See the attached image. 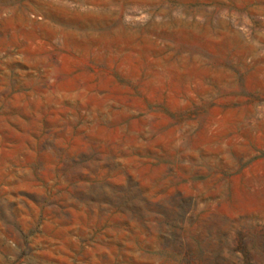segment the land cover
<instances>
[{"label": "rangeland", "instance_id": "374dc122", "mask_svg": "<svg viewBox=\"0 0 264 264\" xmlns=\"http://www.w3.org/2000/svg\"><path fill=\"white\" fill-rule=\"evenodd\" d=\"M241 40L264 0H0V264H264Z\"/></svg>", "mask_w": 264, "mask_h": 264}, {"label": "crops", "instance_id": "0c3cea01", "mask_svg": "<svg viewBox=\"0 0 264 264\" xmlns=\"http://www.w3.org/2000/svg\"><path fill=\"white\" fill-rule=\"evenodd\" d=\"M85 3H88L87 1H85ZM105 11V10H103ZM101 11V12H103ZM229 33V30L227 31V34ZM240 40V38H239ZM243 45V46H242ZM235 48H239L241 51H243L245 53V55L243 56V58L241 59L240 57L237 59V62L245 69L249 70L251 68H254L255 71H264V56L260 55L258 53V49L253 47L252 45H250L247 42H242L241 40V44L238 45ZM229 49V47H228ZM232 49V50H233ZM229 51H231L229 49ZM247 55H251L253 57V64L251 66H247L246 63L244 62V59L246 58ZM264 78V77H263Z\"/></svg>", "mask_w": 264, "mask_h": 264}]
</instances>
